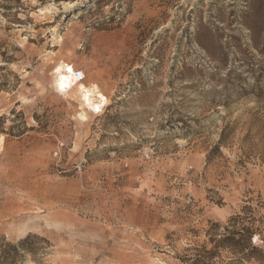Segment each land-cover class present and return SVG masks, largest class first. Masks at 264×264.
<instances>
[{"label":"rangeland","instance_id":"1","mask_svg":"<svg viewBox=\"0 0 264 264\" xmlns=\"http://www.w3.org/2000/svg\"><path fill=\"white\" fill-rule=\"evenodd\" d=\"M0 52V236L45 239L23 264H188L247 201L264 248V0H0Z\"/></svg>","mask_w":264,"mask_h":264},{"label":"trees","instance_id":"2","mask_svg":"<svg viewBox=\"0 0 264 264\" xmlns=\"http://www.w3.org/2000/svg\"><path fill=\"white\" fill-rule=\"evenodd\" d=\"M0 54L6 61L10 60L4 52ZM221 142L222 136L217 146ZM258 213L259 206L247 201L223 223L209 221L204 230L206 241L201 245L187 247V253L181 257L182 261L188 264H216L222 261L220 256L224 252L229 255L226 264H264V248L253 242L255 237H261L259 224L262 221ZM34 240L45 241L35 234H28L15 242L0 236V264H23L27 253L35 252Z\"/></svg>","mask_w":264,"mask_h":264},{"label":"bare ground","instance_id":"3","mask_svg":"<svg viewBox=\"0 0 264 264\" xmlns=\"http://www.w3.org/2000/svg\"><path fill=\"white\" fill-rule=\"evenodd\" d=\"M54 73L58 81V86L64 89H66L67 86L75 83V79L82 78L81 73V78H76V72L74 71L72 65L65 63H60L59 65H57ZM78 88L82 91V100L88 106V108L92 111H100L102 106L106 103V100L104 99L102 94L95 91L93 88L86 87L82 83L78 84Z\"/></svg>","mask_w":264,"mask_h":264},{"label":"built area","instance_id":"4","mask_svg":"<svg viewBox=\"0 0 264 264\" xmlns=\"http://www.w3.org/2000/svg\"><path fill=\"white\" fill-rule=\"evenodd\" d=\"M75 72H76V78H81L80 72H78V71H75Z\"/></svg>","mask_w":264,"mask_h":264}]
</instances>
